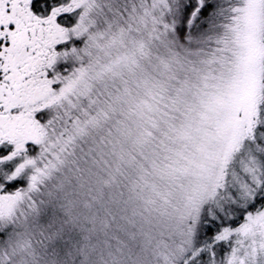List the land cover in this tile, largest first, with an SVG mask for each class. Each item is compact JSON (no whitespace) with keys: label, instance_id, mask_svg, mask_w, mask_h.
<instances>
[{"label":"snow or ice","instance_id":"6c2138e0","mask_svg":"<svg viewBox=\"0 0 264 264\" xmlns=\"http://www.w3.org/2000/svg\"><path fill=\"white\" fill-rule=\"evenodd\" d=\"M0 264H264V0H0Z\"/></svg>","mask_w":264,"mask_h":264}]
</instances>
